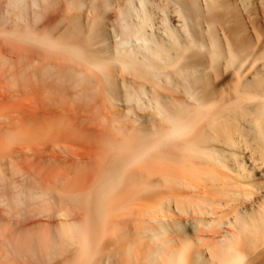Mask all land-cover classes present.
I'll list each match as a JSON object with an SVG mask.
<instances>
[{
	"label": "bare ground",
	"instance_id": "bare-ground-1",
	"mask_svg": "<svg viewBox=\"0 0 264 264\" xmlns=\"http://www.w3.org/2000/svg\"><path fill=\"white\" fill-rule=\"evenodd\" d=\"M13 1L15 2L14 8H16V1L23 0ZM207 1L208 3L210 1L212 3L217 2V0ZM131 4L126 7V10H121L122 28L120 29V38L116 40L115 46L109 55L103 53L101 48L96 47V42H94L95 31L88 34H82L78 31L55 34L26 26L0 32V36L5 39L6 44L9 43L10 46L14 45L16 48L14 50L10 49V46H0V139L5 134L12 141H17L19 136H22L18 143L20 145L18 149H11L19 157L33 156L29 152H38L40 155H35V157H38L39 162H42L41 160L44 157H49V153L52 150L49 146H44L48 145V143L45 138H40L39 136L41 134L40 130H43L44 127L45 132L51 131L48 138L56 142H68V139L65 137L70 136L78 130L82 132L86 130L90 135L97 136L103 141L106 134L104 128L94 123L86 122L87 120L77 121L81 111H77L78 108L74 109L70 107L65 101V98L69 95H74L78 101L91 99L96 95H103L105 100L113 106L115 100H117V82L119 77H121V81L125 87L126 100L128 104L132 103H130V108H133L132 110L129 109V106L127 107L130 113L135 112L134 109L136 108L134 107H137V109L141 106L146 107V97H149L148 102L154 103L155 118L152 122L156 121V124L154 123L155 125H153L152 123L150 128L147 127V130H144L145 128L142 129L140 125H134L136 126L134 128L131 126V129L133 128L131 130L130 126L125 125L124 120H122V123H125L124 125H115L113 136L104 144L106 151L105 168L99 173L97 180L92 185L86 188L75 187L71 189H67V186L63 185V188H60L59 192L61 194L65 193V195H68L69 200L72 202V208L76 205L83 207L80 209H86L85 211L87 212L85 214H88L87 220L80 221L81 223L83 222L82 224L78 221V226L67 227L66 229L62 228L64 229L62 231L64 233V240L70 238L79 246V252L75 251L78 253L77 257L73 255L74 259L72 258V263L75 260L73 264H99L103 240L110 231L114 232L116 229L115 221L119 219L117 218L118 215L127 214L133 207L138 206L141 211L148 212L153 217L158 216L157 210L161 208V205H152L151 203L148 204V202L152 201L156 195L158 196V193L163 189L162 185L165 189H171V191H174L175 187H180L179 191L182 188L180 193L182 195L187 189H200L202 187L200 182L205 180L201 183L207 184L209 182L207 185L209 186L210 184L209 187L214 188V191L216 189V192L218 191L217 194L227 192L228 190L231 191L233 187L231 189H222L224 188L222 186L226 187L229 185V181L227 180L229 178L225 174H222L221 172L223 171L220 172L217 166H215L219 162L218 158L222 151L218 148L220 145L216 143L222 141L220 138L223 136V140L226 139L224 141L228 145H234L233 134L238 129L237 125L240 119L244 116H251L249 119L255 132L253 135L255 134L260 142L261 152L264 153V83L259 86L258 84L243 82L239 86L242 89L238 88L235 91L234 100L231 98L233 100L231 103L222 104L212 101L209 97V93H211L209 89H205L208 91H205L208 95L204 93L203 88V93L201 90L197 91L204 84L199 81L202 76L200 78L197 77L198 74L200 76L202 73L200 74L196 70L198 74H195L196 72L193 73V70L191 71L188 67L183 70H177V65L180 62L179 59L182 58L184 52L191 49V44L193 46L197 45L198 48H203L201 44H198L199 42L196 39H193L194 37L192 38V34L189 32L192 26H190L191 23L185 21L193 17L188 12L191 14V17L189 16V18L185 19L189 8L185 6L188 8L185 11L187 14L183 13L182 10L185 8L183 6L184 3H179L182 5H180L182 8L180 9L181 13L185 14L184 17L182 16L185 21L183 30L191 38L190 45H185L186 47L181 50V42L174 33L173 28L168 24L169 41L178 54V57H173L169 48L164 43L154 36L150 37L147 35L143 28V25L150 20L146 9L147 0H140L142 6L140 10L143 12L142 16L138 10L136 14L133 13L134 7ZM17 9L16 12L18 11ZM19 18L26 21L25 17L20 16ZM208 19L211 18L208 17ZM210 23V26L213 25ZM212 27L210 35L213 34L212 30L214 29ZM213 35L210 38L211 48L209 47V49H211L210 54H212L213 61L216 63L223 56L224 48L217 37ZM231 44H227L229 51L227 54L228 62L234 65L235 63H239L240 66H243L242 61H238L240 55L243 53L237 52L238 49H235V46L233 47ZM26 49L30 53H38L42 58H38L35 54L25 53ZM213 69H216V67ZM175 72H178L177 74L182 73L179 75L184 79V84L182 83V85H184L183 87L188 98L185 102L183 101L184 103H175L173 101L174 105L166 106L167 104L161 101L160 96L162 95H160L161 93L158 89L163 87L165 81L168 85L164 84V86L174 84L173 76L176 74ZM192 73L195 75L193 76ZM257 73L260 72L257 71ZM258 75L260 76V74ZM258 75H256L255 79L259 78ZM262 76L264 77V75ZM204 77L207 76L204 75ZM204 77L202 78L204 79ZM190 78H193L192 80L195 78L198 81V84L196 81L194 82L196 83L194 86L198 85L197 87H199L200 85L201 87H196L197 90L194 86L192 87ZM207 79L208 77L205 78V82L209 80ZM129 81L131 82L129 83ZM148 83L151 84L152 90L155 89L154 92L152 91L153 95L151 96L147 88ZM70 89L74 91L70 92ZM56 104L60 105L56 106ZM144 107H141V109ZM156 115H158L157 118ZM51 119H55V122L50 121ZM155 119H158L159 122ZM59 123H63L64 127H59ZM152 126L153 128H151ZM35 128L38 130H34ZM255 136H253V140ZM24 141L26 142L24 143ZM40 145L44 147H40ZM1 157L2 153H0ZM217 160L218 162H216ZM0 161L2 162L0 163V183L4 186L5 182L7 183L10 180V184L16 186V190L13 191L16 192V194L14 193V198L12 196V198L8 197L10 203L22 206L28 199L30 200V197H37L39 199L49 194V191L45 189L43 181L34 177L36 175L30 169L26 167L17 168L16 157L10 156L8 159L4 158ZM210 163L212 164L211 167L208 165ZM30 167L33 166L30 165ZM8 171L12 172V175L22 173V179L19 184L9 178ZM64 186L66 189H64ZM159 188L162 189L160 190ZM209 198L205 199L209 200ZM197 200H200V198ZM8 201L6 200L5 203ZM66 201L68 202V200ZM10 203L8 204L11 205ZM200 203L198 201V204L195 202L194 205L193 201L195 208ZM203 209H206L207 213H209L208 211L211 212V209L208 210L206 207L201 208L200 204V207H197L194 213L196 211L199 215L201 213L205 215L206 211ZM214 209L211 213L216 211ZM158 211L160 212V210ZM115 218L117 219L115 220ZM180 221L177 223H180ZM70 222L68 223L70 224ZM259 222L253 221V219L249 221L237 215V218H235L237 226L235 223L234 225L236 228L238 227L237 230L239 232L236 234L232 230H229L233 234L231 235L233 237L229 239V235L226 236L225 234L226 241L224 240L223 242L222 240L223 244L220 241L218 243L220 247H216V244H213V247H209V244L208 249L210 250L211 261L217 264H247L250 259L249 250L256 249L259 246L258 244L264 241V227ZM111 225L116 227L113 228ZM158 226H161L160 223ZM183 226L186 228L185 225ZM116 230L117 232L121 231L118 230V227ZM166 231L164 230L163 232L164 236L165 234L167 235ZM122 232H120L121 236ZM183 232L185 233L186 231ZM120 233L117 234L120 235ZM110 235L113 236L114 233ZM167 236L169 237L170 235ZM169 238L166 241V245L160 243L158 246L152 247L149 257H146L142 264H200L199 261L204 259L200 252L194 250L192 242L188 241L178 248L173 243L174 241H172L174 239L170 240ZM59 239L63 241L62 236ZM68 241L69 243L71 242L70 240ZM62 245L64 246L63 243ZM42 250L44 251V249ZM263 252H261L262 255ZM192 253L195 255L193 258L191 257ZM128 257L132 260L138 259L136 253L129 254Z\"/></svg>",
	"mask_w": 264,
	"mask_h": 264
},
{
	"label": "rangeland",
	"instance_id": "rangeland-1",
	"mask_svg": "<svg viewBox=\"0 0 264 264\" xmlns=\"http://www.w3.org/2000/svg\"><path fill=\"white\" fill-rule=\"evenodd\" d=\"M11 2L12 0H0V32L26 26L55 34L67 31H78L82 34H88L95 31L94 42H96V47L101 48L106 55L112 52L116 40L120 38V29L122 28L121 10H126V7L132 3L131 6L134 7L133 13L136 14L137 10L141 16L143 13L140 10L142 8L140 0H23L16 1V8H14L15 2L13 1V4ZM179 3H184L183 6L189 8V10L187 7H185L186 10L183 8L182 12L186 13L185 11L188 10L187 13H191L193 17L189 13V15L186 13L188 17L181 13L180 9L182 8ZM207 3V0H147L146 9L150 20L143 25V28L147 35L150 37L154 36L164 43L169 48L173 57H178L177 50L172 47L169 41L168 24L179 38L182 45L180 49L182 50L186 47L185 45H190L191 38L183 30L185 21L190 22V26H192L189 32L192 34V38L194 37L193 39H196L199 42L198 44H201L203 48H198L197 45L193 46L191 44V49L184 52L182 58L179 59L182 62L181 65L180 62L178 63L177 70H183L188 67L191 71L193 70V73L196 70L198 73H202L200 76L197 72L195 73L198 74L197 77L199 78L201 76L204 77V75L207 76L209 79H207V82H205V78L207 77H204V79L201 77L202 79L200 78V80L198 78L201 83L205 84H202V87L199 85L201 89L197 87L198 85L194 86L196 83L198 84L195 78L194 80L190 78L192 82L190 84L196 90L199 88L198 92L202 91V88L204 89V93L207 91L205 90L206 88L209 89V92H211L209 93V97L212 101L227 104L234 100V93L238 88L242 89L239 86L243 82L258 84L259 86L264 83V77L262 76L264 75V0H217V2L213 3L210 1L208 3L209 6ZM16 9L18 10L17 12ZM184 15L186 16L185 19L189 18V16L192 19L189 18L190 21H188L189 19L184 21ZM20 16L25 17L26 21L19 18ZM208 17L211 19H208ZM209 23L214 26H210ZM211 27L214 29L212 30L214 35H210ZM212 35L217 37L224 48V57L221 56L216 63H214L212 54H210L211 49H209V47L211 48L210 38ZM6 43L5 39L0 36V46L9 47L10 44ZM227 44L235 46L234 48L238 49L236 51H240V54L243 53L239 54L240 58L238 60L239 62L242 61L243 66H240L238 61V64L235 63V65L228 62L227 54L229 51ZM102 45L104 46L102 47ZM9 48L16 50L14 45H11ZM26 50L25 53L35 54L38 58L41 57L38 53H30L28 49ZM212 67H216V69ZM189 69L187 70L189 71ZM257 71L260 73H257ZM178 72H175L176 76H173L174 84L166 86L168 84L165 81L166 87L163 84V87L158 89L161 93L160 95H162L160 96L161 101H164L167 104L163 102L166 106H172L174 102L184 103L188 98L183 87L184 85H182L184 79L179 75L181 72L177 74ZM256 75L259 78L262 76L260 80L259 78H256L258 80L255 79ZM195 81L196 83H194ZM200 82L199 84H201ZM150 85H147V88L151 96L155 89L152 90ZM69 91L73 92L74 90L70 89ZM125 94V87L121 81V77H119L117 82V100H115L113 106L105 100L103 95H96L91 99L78 101L74 95L68 94L69 96L65 98V101L70 107L74 109L78 108L77 111H81L77 121L87 120L86 122H91L104 128L106 131L105 138L101 141L99 137L90 135L86 130H84L85 133L78 130L70 136L65 137L68 139V142H56L48 138L51 131L45 132L44 127L43 130H40L41 134L39 136L40 138H45L48 145L44 146H49L52 152L49 153V157H44L41 160L42 162H39L38 157H35V155H40L38 152H29V154L33 155L31 157H19L17 153H13L11 149H18L20 146L18 143L22 136H19L17 141H12L11 139L9 140L6 134L2 135L3 137L0 139V153H2V157L0 160L4 158L8 159L10 156L16 157L17 168L26 167L30 169L36 175L34 177L43 181L45 189L49 191V194L41 197L44 200L39 198L41 199L40 201L37 197H30V200L28 199V202L26 201V203L22 204V206L24 205L22 207L21 205L10 203V199H8V197L14 198L16 192L13 191L16 190V186L10 184V180L7 183L5 182L6 186L0 183V264L74 263L75 260L72 263L74 259L73 255L77 257L78 253L76 252H79V246L70 238H68L71 241L70 243L67 238L64 240V233L62 231L67 227L78 226V221L81 223L80 221L87 220L88 214H85L87 212L85 211L86 209H80L83 207L76 205L74 207L78 208L75 209L73 207V209L68 195L62 193L63 196L59 192L60 188H63V185L67 186V189L75 187L86 188L97 180L99 173L105 168L106 164L104 144L113 136L115 125H124L126 123L125 125L130 126V129L131 126L134 128L140 125L142 129L145 128L144 130H147V127L150 128L155 118L154 103L148 102L149 97L145 99L146 105H144L146 107L141 106L144 107L142 109L141 107H138V109L134 107L136 108L134 109L135 112L130 113L127 107L129 106V109L132 110L133 108H130L132 103L128 104ZM59 105L56 104V106ZM244 117L241 118L242 120L240 119L241 123L239 121L237 125L238 129L234 132L236 135L233 134L234 145H228L224 141L226 139L223 140V136L220 138L222 141L216 143L220 145L218 148L223 152H219V162L217 160L216 162L218 163L215 166H217L220 172H224H221L222 174H225L229 178L227 179L229 185L226 187L222 186L224 188H221L231 189L233 187L231 191L228 190L227 192L217 194L218 191L216 192V189L214 191V188L209 187L210 184L209 186L207 185L209 182L206 181L207 184L201 183L205 180L200 182L202 186L200 189H187L182 195H180L182 188L179 191L180 187H175L174 191H171V189L167 190L162 185L163 189H161L163 192L160 191L158 196L156 195L152 201L148 202V204L151 203L152 205H161V208L158 209L160 212L157 210L158 216L153 217L150 213L141 211L138 206L133 207L127 214L118 215L117 218L120 220L115 218V220H118L115 221V225L121 231L117 232V227L111 225L113 228L116 227V229L114 232L110 231L109 233H114L113 236L117 239L112 238L113 236L109 233L106 235L99 256V264H142L144 259L149 257L150 249L158 246L160 243L166 245L169 237H172L169 238L170 240L174 239L172 241H174L173 243L178 248L188 241L192 242L194 250L200 252L204 258V262H202L203 260L199 261L200 264H217L211 261V254L208 248L213 247V244H216V247H218L220 241H226L225 234L226 236L229 235V239L232 238L233 236L231 235L233 234L229 230H232L236 234L239 232L237 230L238 227H235L237 215L249 221H252V219L253 221H260L264 227V153L261 152L260 142L255 134L253 135L255 132L249 119L251 116L246 115ZM116 119L118 120L116 121ZM158 119L155 120L158 121ZM54 120L51 119L50 121L55 122ZM122 120L125 123H122ZM244 120L248 122L246 123ZM154 123L156 124V121ZM154 123L153 125H155ZM58 126L63 128L64 124L59 123ZM34 130L38 129L35 128ZM252 135L255 136V141ZM59 143L61 144L56 145ZM44 146L40 145V147ZM0 163L2 162L0 161ZM30 165L33 167H30ZM208 165L212 166L211 163ZM21 174L12 175V172L8 171L9 178L18 184L22 179ZM65 186L64 189H66ZM207 197H210L209 200L205 199ZM199 198L200 200H197ZM37 199L39 202L36 201ZM6 200L9 201L5 203ZM64 200H68L70 203L68 204ZM11 201L13 202V200ZM193 201L194 205L195 202L198 204V201L199 203L202 201L203 204L202 202L200 203L201 208L206 207L208 210L211 209V212L215 208L216 211L214 213L208 211L209 213H207V210L203 209L206 211L205 215H203L204 213L199 215L196 211L195 214L194 210L200 207V204L195 208ZM205 201L206 203H204ZM37 204L38 206H36ZM170 205L171 207H169ZM16 207L19 208L15 209ZM74 210L78 211L75 212ZM64 213L65 215H63ZM69 221H71L70 224L68 223ZM176 221H180V223ZM221 221L224 222L221 223ZM158 222L161 226H158ZM164 230L168 231L165 233L170 235L169 237L166 234L164 236ZM183 231L186 232L184 233ZM120 232H122V236ZM117 233H120V235ZM60 236L63 237V241H60V239L62 240V238L59 239ZM37 237L38 239H36ZM109 237L110 239L108 240ZM62 243L64 244V246L62 245L64 249L61 246ZM258 245L256 249L249 250L250 259L247 264H264V241ZM261 252H263V255ZM133 253H136L138 256L137 260L129 259V254ZM191 255L192 258L195 256L194 253ZM49 257L52 258L50 259Z\"/></svg>",
	"mask_w": 264,
	"mask_h": 264
}]
</instances>
